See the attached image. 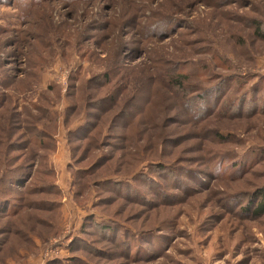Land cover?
<instances>
[{"label":"rangeland","instance_id":"obj_1","mask_svg":"<svg viewBox=\"0 0 264 264\" xmlns=\"http://www.w3.org/2000/svg\"><path fill=\"white\" fill-rule=\"evenodd\" d=\"M7 1L0 264H264V0Z\"/></svg>","mask_w":264,"mask_h":264},{"label":"trees","instance_id":"obj_2","mask_svg":"<svg viewBox=\"0 0 264 264\" xmlns=\"http://www.w3.org/2000/svg\"><path fill=\"white\" fill-rule=\"evenodd\" d=\"M2 1H6L7 3H8V1L7 0H2ZM12 1H14V0H12ZM41 3H43V2H41L40 0H29V1H25V4L27 5V7H28V10H27V12H29V10H30V8H31V6L34 4V5H37V4H41ZM26 12V13H27ZM25 13V14H26ZM135 15V14H134ZM255 28H256V34H257V36L258 37H260V38H262V39H264V25L261 23V22H256L255 23ZM189 74H187V73H183V72H173V73H171L170 75H169V79L168 80H165V83L167 82V86H168V90H170V91H175V92H178V93H181V94H183V95H188V92H191L189 89V87L187 86L188 85V79H189ZM235 83H238V81L240 82V83H242V80H241V77H238V76H236L235 77ZM221 92V91H220ZM186 101H187V104H189V102L191 101V99H189V97H187V99H186ZM203 103V102H202ZM214 105V107L213 108H211V109H208L207 108V110L209 111V112H214L215 111V103L213 104ZM191 106V105H190ZM187 109H188V111H189V105H187ZM202 109V111H205V106L204 107H201V108H197L195 111H192V109L190 110V113L189 114H191V115H193L194 117H197V116H199V112L198 111H200ZM263 109V108H262ZM132 116V115H131ZM130 116V117H131ZM130 117H128L127 118V120L128 119H130ZM82 128H84V129H86L87 127L84 125V126H82V127H79L78 129H77V133H78V131H81L82 130ZM74 132V131H73ZM74 133H76V132H74ZM78 137H79V133H78ZM218 137H222L221 135H218ZM262 156H264V155H262ZM162 168L163 167H161V169L160 170H162ZM50 187L52 188V190L53 189H56V187H55V185L53 184V185H50ZM42 190H44V189H42ZM57 190V189H56ZM50 192V191H49ZM256 196H259V198H261V200L258 202V204L256 205V214H259V215H261V214H264V188L262 189V190H260L259 192H258V194H256ZM47 202H49L50 204H49V207H51V206H53V203H57L56 201H53V200H47ZM252 203H250L249 205H251ZM253 205V204H252ZM0 210H1V208H0ZM7 213H9L8 212V209H7V211H6ZM104 228V227H103ZM106 228V227H105Z\"/></svg>","mask_w":264,"mask_h":264}]
</instances>
